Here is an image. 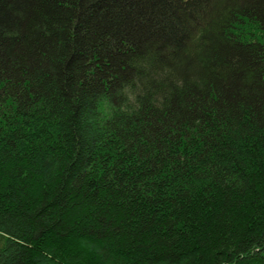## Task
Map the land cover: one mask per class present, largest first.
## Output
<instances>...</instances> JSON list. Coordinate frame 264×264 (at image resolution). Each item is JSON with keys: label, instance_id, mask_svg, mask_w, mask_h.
I'll list each match as a JSON object with an SVG mask.
<instances>
[{"label": "trees", "instance_id": "16d2710c", "mask_svg": "<svg viewBox=\"0 0 264 264\" xmlns=\"http://www.w3.org/2000/svg\"><path fill=\"white\" fill-rule=\"evenodd\" d=\"M0 264H264V0H0Z\"/></svg>", "mask_w": 264, "mask_h": 264}]
</instances>
